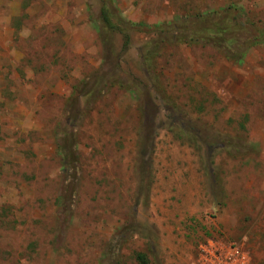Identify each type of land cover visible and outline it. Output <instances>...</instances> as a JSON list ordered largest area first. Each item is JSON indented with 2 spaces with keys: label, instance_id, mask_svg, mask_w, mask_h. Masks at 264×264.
Returning <instances> with one entry per match:
<instances>
[{
  "label": "rangeland",
  "instance_id": "374dc122",
  "mask_svg": "<svg viewBox=\"0 0 264 264\" xmlns=\"http://www.w3.org/2000/svg\"><path fill=\"white\" fill-rule=\"evenodd\" d=\"M253 30L264 0H0V264H190L207 238L264 264Z\"/></svg>",
  "mask_w": 264,
  "mask_h": 264
},
{
  "label": "trees",
  "instance_id": "16d2710c",
  "mask_svg": "<svg viewBox=\"0 0 264 264\" xmlns=\"http://www.w3.org/2000/svg\"><path fill=\"white\" fill-rule=\"evenodd\" d=\"M106 2H108L109 3V0H106ZM231 10H232V12H234V11H236V14L235 15H233V16H231V17H225V19L223 18L222 19V21L220 22V23H218V24H214L213 26V28H208L207 30H209L210 29V31H212L213 33V35L214 36H216L217 37V44L216 45H222V43L221 42H225V44L227 43L228 45L226 46V47H224L225 49H229V46H230V40L231 41H234L235 39L234 38H232L231 39V37L229 36V38H224V37H219V34H231V33H233L234 32V30H233V28L231 27V25L236 29V30H238V31H241L242 30V21L241 20H239L238 19V17H237V13H238V9L237 8H230ZM226 10V9H225ZM98 20H100L101 22H103L104 24L106 23L107 25H112V24H110V22L108 21V12H107V10H106V8L104 7V4H102L101 5V7L99 8V10H98ZM202 19H205V18H198L197 19V21L196 22H198V21H200V20H202ZM235 21V23H233ZM170 23H172V22H170ZM132 25H134V24H132ZM162 25H163V23H162ZM137 26H139V27H143V25L142 24H137ZM173 26V25H172ZM138 27V28H139ZM153 27H155V28H159L160 26H159V24H155V25H153ZM165 27H170L168 24L167 25H165ZM215 28V29H214ZM203 30V29H196V31H194V32H190L191 34V36H186L187 37V39H189V40H192V41H198V39H200V38H202L203 36H202V32L201 31ZM215 32H214V31ZM255 31V32H254ZM187 32H189V31H187ZM262 33H264V31L263 30H261V31H258V30H253V35H251V36H249V38H248V40H246V41H248L249 42V44H254V43H256V42H258V41H261V34ZM181 37V36H180ZM180 37L178 38V39H180ZM182 39V38H181ZM222 47V46H221ZM241 53L242 52H240V51H238V54H236L237 55V57H239V56H241ZM137 258L139 259V261L141 262V263H145V261H144V258H143V255H141V254H138V256H137Z\"/></svg>",
  "mask_w": 264,
  "mask_h": 264
},
{
  "label": "built area",
  "instance_id": "2783aa9c",
  "mask_svg": "<svg viewBox=\"0 0 264 264\" xmlns=\"http://www.w3.org/2000/svg\"><path fill=\"white\" fill-rule=\"evenodd\" d=\"M243 257L232 244L207 238L197 246L190 264H242Z\"/></svg>",
  "mask_w": 264,
  "mask_h": 264
}]
</instances>
